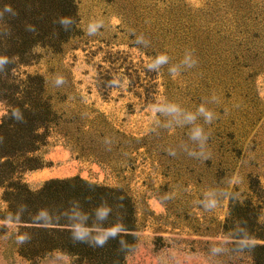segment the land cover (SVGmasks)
<instances>
[{
  "label": "rangeland",
  "instance_id": "rangeland-1",
  "mask_svg": "<svg viewBox=\"0 0 264 264\" xmlns=\"http://www.w3.org/2000/svg\"><path fill=\"white\" fill-rule=\"evenodd\" d=\"M76 1L77 33L59 49L32 48L28 63L13 69L18 78L44 76L59 116L39 151L45 166L27 171L25 180L37 188L53 177L80 175L127 189L137 203L138 230L125 264H253L247 251L209 252L227 238L230 198L212 211L198 201L227 187V177L235 181L228 190L239 196L255 183L264 206V0ZM93 20L104 26L88 36ZM140 35L148 46L136 43ZM186 51L198 63L175 78L169 65L146 68L159 53L176 64ZM57 74L66 81L59 87ZM113 79L123 86H109ZM213 95L218 102L206 107L217 118L198 121L209 135V159L190 157L180 148L192 144L189 128L158 126L167 118L153 116L149 106L170 101L195 111ZM7 108L0 100V120ZM16 238L15 225L0 221V264H71L62 255L29 260L18 253Z\"/></svg>",
  "mask_w": 264,
  "mask_h": 264
},
{
  "label": "trees",
  "instance_id": "trees-1",
  "mask_svg": "<svg viewBox=\"0 0 264 264\" xmlns=\"http://www.w3.org/2000/svg\"><path fill=\"white\" fill-rule=\"evenodd\" d=\"M11 5L19 15L5 13L0 19V54L14 58L12 64L0 69V100L7 104V113L0 120V188L7 203L0 209V221L11 216L16 228V237L27 234L31 237L25 244H18V253L34 262L66 256L71 264H125L126 256L137 244V203L125 188L99 183L80 175L53 177L37 188L25 180V173L44 167L46 161L39 154L47 143L50 129L58 122V114L47 92L46 80L41 74H27L24 78L14 76L13 69L28 63L27 53L33 46L59 49L77 33L78 6L76 0H2ZM3 9H0L2 11ZM62 16L70 17L74 23L68 31L58 22ZM55 21V22H54ZM29 26L35 31L29 30ZM10 31V35L5 34ZM19 109L23 122L13 119L11 114ZM259 184V183H258ZM250 193L230 198L229 214L225 221V232L234 226V221L243 222L249 234L256 239L257 246L247 251L253 264H264V211L257 185L252 183ZM102 203L112 207L107 221L101 226L119 222L127 231L117 239H110L104 247H90L76 243L71 238L67 215L75 211L89 214L87 223L95 220L94 209ZM26 206L21 211L20 206ZM47 209L53 219L49 226L33 224L34 216ZM21 221L16 223V216ZM1 228H7L1 225ZM119 239L124 240L128 250L118 251Z\"/></svg>",
  "mask_w": 264,
  "mask_h": 264
},
{
  "label": "clouds",
  "instance_id": "clouds-1",
  "mask_svg": "<svg viewBox=\"0 0 264 264\" xmlns=\"http://www.w3.org/2000/svg\"><path fill=\"white\" fill-rule=\"evenodd\" d=\"M9 13L12 17H16L19 13L12 8L11 5L5 4L3 10L0 11V19L4 18V14ZM55 22V21H54ZM65 29L68 31L74 21L70 17L62 16L58 21ZM104 26L102 20L91 21L86 28V35L94 36L98 34L99 30ZM29 30L35 31V28L29 26ZM5 34L10 35V31ZM137 44H143L145 47L148 46V42L144 39L143 35H140L136 39ZM37 47L33 46V50ZM170 57L166 53H159L151 60L150 63L146 64V68L149 71H156L169 65L168 73L170 76L175 78L180 74L181 71L186 69H191L196 67L198 61L194 57L193 52L186 51L183 58L176 64H170ZM14 58H10L8 55L0 54V69H3L6 65L12 64ZM65 79L63 76L57 74L54 84L59 87L65 84ZM109 86H123L119 79H113L109 82ZM218 102L217 97L213 95L210 99H206L196 108L195 111H190L182 108L178 103L170 101H160L157 100L155 103L151 104L149 107L151 109L152 115L156 116L159 114L165 119L163 122L157 120L158 126L163 128L172 127H185L189 128L188 139L192 142L191 146L188 144L180 145L181 150L187 153L188 156L207 160L209 159V154L207 153V141L209 135L205 132V128L202 124L198 123L201 119L204 124H211L216 118V114L213 110L206 107L209 103ZM12 118L18 122H23V114L19 109L14 110L11 114ZM168 154L170 156H176L177 152L173 149H168ZM234 179L225 178L222 183L227 185L225 188H216L204 193V198L198 203L207 211L215 210L221 203L222 200L233 199L238 200V194L231 192L228 188L234 183ZM170 197L165 196L164 199H169ZM21 211L26 210V206H20ZM112 207L107 205V203H102L99 207L94 209L95 220L91 225L87 223L89 220V214L83 211H75L72 214H65L69 220V229L71 232V238L76 243H85L90 247H104L110 239H117L120 237L121 233L127 230L117 221L112 223L110 226H101L100 222L107 221L110 213L112 212ZM30 220L33 224L39 226H49L55 222H58L59 218L53 219L47 209H41L34 216L30 215ZM21 221L20 215L16 216V223L19 224ZM4 223L10 224L11 216L5 218ZM31 237L27 234L18 235L16 242L18 244H25L29 242ZM228 245H234V247L229 248ZM257 246L256 239L252 237L247 231L246 227L243 226V222L237 220L234 221V226L229 229L227 233V238L223 240L214 241L209 248V252L212 256H219L222 253H243L245 251H252ZM126 243L124 240L119 239L118 251H126ZM178 264V262H177Z\"/></svg>",
  "mask_w": 264,
  "mask_h": 264
}]
</instances>
